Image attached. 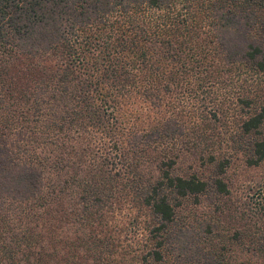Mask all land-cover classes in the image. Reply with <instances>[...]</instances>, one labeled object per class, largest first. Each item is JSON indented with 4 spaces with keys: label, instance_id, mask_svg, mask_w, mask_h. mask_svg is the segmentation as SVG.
I'll list each match as a JSON object with an SVG mask.
<instances>
[{
    "label": "trees",
    "instance_id": "16d2710c",
    "mask_svg": "<svg viewBox=\"0 0 264 264\" xmlns=\"http://www.w3.org/2000/svg\"><path fill=\"white\" fill-rule=\"evenodd\" d=\"M263 163L264 0H0V264H264Z\"/></svg>",
    "mask_w": 264,
    "mask_h": 264
},
{
    "label": "rangeland",
    "instance_id": "374dc122",
    "mask_svg": "<svg viewBox=\"0 0 264 264\" xmlns=\"http://www.w3.org/2000/svg\"><path fill=\"white\" fill-rule=\"evenodd\" d=\"M230 125L231 122H228L227 126ZM233 170L236 171L238 176L237 186H241V190L246 191L249 195H254L255 198H264V163L258 168L247 170H243V167L238 164Z\"/></svg>",
    "mask_w": 264,
    "mask_h": 264
}]
</instances>
